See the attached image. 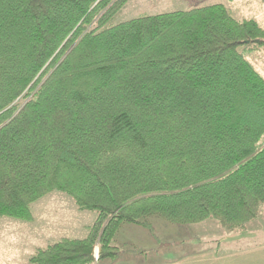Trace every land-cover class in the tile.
Segmentation results:
<instances>
[{"label": "trees", "instance_id": "trees-1", "mask_svg": "<svg viewBox=\"0 0 264 264\" xmlns=\"http://www.w3.org/2000/svg\"><path fill=\"white\" fill-rule=\"evenodd\" d=\"M127 1L0 0V219L52 192L95 214L28 264H109L151 218L244 233L264 205L262 25L222 4L114 23Z\"/></svg>", "mask_w": 264, "mask_h": 264}, {"label": "rangeland", "instance_id": "rangeland-1", "mask_svg": "<svg viewBox=\"0 0 264 264\" xmlns=\"http://www.w3.org/2000/svg\"><path fill=\"white\" fill-rule=\"evenodd\" d=\"M212 4H222L236 19H254L264 28V0H128L116 15L114 23ZM247 59L264 77V52L253 53L247 56ZM94 220V213L79 211L72 199L61 193L52 192L33 203L32 220L0 219V264H28V258L36 249L43 248L62 238H79L80 233L75 234L76 229H73V226L82 223L90 224ZM67 222L72 229L66 226ZM205 222L218 225L214 221ZM247 230L249 231L247 236L250 238L248 243L264 241V205L260 208L259 217L248 224ZM257 230L262 231V234L257 235L255 233ZM203 232L206 236L204 243L200 240L193 241V235L188 231L183 234L178 231L169 232V237L165 240L157 238L153 248L145 255L132 254L129 246L126 247L120 242L122 236L118 235L115 244L119 247L120 253L115 264L173 260L181 255L209 247L214 249L220 247L224 251L230 247L241 246L238 242L230 243L232 238L228 236H239L243 234L242 232L228 233L220 229V233H217L216 228L213 227H206ZM127 257L131 259L128 260Z\"/></svg>", "mask_w": 264, "mask_h": 264}, {"label": "crops", "instance_id": "crops-1", "mask_svg": "<svg viewBox=\"0 0 264 264\" xmlns=\"http://www.w3.org/2000/svg\"><path fill=\"white\" fill-rule=\"evenodd\" d=\"M150 221L151 229H146L136 225H126L118 233L119 236H122L120 242L126 247L129 246L132 254L145 255L148 250L153 248L154 241L157 238L165 240L166 237H169V232L173 233L178 231L183 234V232L188 231L191 233V235H193V241L197 242L198 240H200L202 243L205 242L204 239L206 236H204L203 229H205L206 227L216 228L217 233H220L219 226L213 224L212 222H205L188 226H178L169 224L159 218H151ZM75 225L76 226H73V229H76L75 234L80 233V237L75 238L82 239L87 236V228L92 225V223H82L80 225ZM66 226L72 229L68 222ZM247 231L239 236L229 235L228 237L231 236L232 238V242L230 243L238 242L241 244V246L230 247L229 249L224 251H222L220 247L216 249L209 247L208 249L195 250L191 253L181 255L180 257L173 260H157L146 263L136 262L126 264H264V241L248 243L250 238L247 236V233H249V231ZM255 233H257V235L259 233L262 234V231L259 232V230H257V232ZM233 236H235L236 239L233 238ZM127 259L130 260L131 258L127 257ZM109 264H115V261Z\"/></svg>", "mask_w": 264, "mask_h": 264}, {"label": "built area", "instance_id": "built-area-1", "mask_svg": "<svg viewBox=\"0 0 264 264\" xmlns=\"http://www.w3.org/2000/svg\"><path fill=\"white\" fill-rule=\"evenodd\" d=\"M94 257H95V259L97 260V258H98V252H97V250H95Z\"/></svg>", "mask_w": 264, "mask_h": 264}]
</instances>
